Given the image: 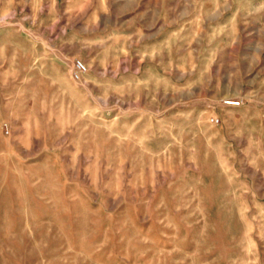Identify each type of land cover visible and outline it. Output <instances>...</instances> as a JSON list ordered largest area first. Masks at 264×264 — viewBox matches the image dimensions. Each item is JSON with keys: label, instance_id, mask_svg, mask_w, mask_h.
<instances>
[{"label": "rangeland", "instance_id": "374dc122", "mask_svg": "<svg viewBox=\"0 0 264 264\" xmlns=\"http://www.w3.org/2000/svg\"><path fill=\"white\" fill-rule=\"evenodd\" d=\"M193 1L0 0V264H264V0Z\"/></svg>", "mask_w": 264, "mask_h": 264}, {"label": "crops", "instance_id": "0c3cea01", "mask_svg": "<svg viewBox=\"0 0 264 264\" xmlns=\"http://www.w3.org/2000/svg\"><path fill=\"white\" fill-rule=\"evenodd\" d=\"M178 3H181V1H177ZM210 1H204V0H194L193 4L194 6H207ZM225 3H230V2H225ZM131 4L136 7H141V6H152V4H147L144 5L141 2H135ZM230 5V4H229ZM164 6V5H163ZM216 6H223V3L220 2V4H217ZM156 20H151L147 16L145 17L144 15H134L131 18H128L124 21V24L119 26V29H122L124 31L126 30H131L132 27L134 30H141V28H147V29H152L154 25L156 24Z\"/></svg>", "mask_w": 264, "mask_h": 264}, {"label": "built area", "instance_id": "2783aa9c", "mask_svg": "<svg viewBox=\"0 0 264 264\" xmlns=\"http://www.w3.org/2000/svg\"><path fill=\"white\" fill-rule=\"evenodd\" d=\"M87 73V67L85 65V63L81 60H75L74 62H72V67H71V77L73 80L78 81L81 78H83V76ZM209 122L211 125H218L219 120L218 118H214L211 117L209 119ZM5 131L8 132L7 127H4Z\"/></svg>", "mask_w": 264, "mask_h": 264}]
</instances>
